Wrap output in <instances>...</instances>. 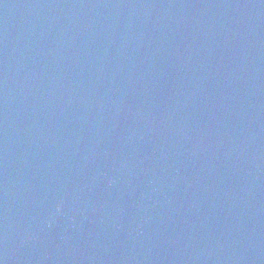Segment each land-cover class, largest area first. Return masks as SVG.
I'll return each instance as SVG.
<instances>
[{
  "label": "water",
  "instance_id": "water-1",
  "mask_svg": "<svg viewBox=\"0 0 264 264\" xmlns=\"http://www.w3.org/2000/svg\"><path fill=\"white\" fill-rule=\"evenodd\" d=\"M0 264H264V0H0Z\"/></svg>",
  "mask_w": 264,
  "mask_h": 264
}]
</instances>
